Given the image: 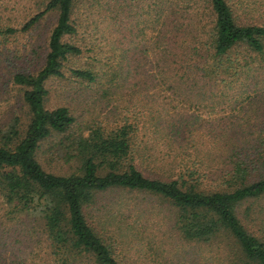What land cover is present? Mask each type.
<instances>
[{"label": "trees", "instance_id": "obj_1", "mask_svg": "<svg viewBox=\"0 0 264 264\" xmlns=\"http://www.w3.org/2000/svg\"><path fill=\"white\" fill-rule=\"evenodd\" d=\"M161 1H148L155 8L156 21L160 20ZM182 1L183 4L180 0L176 3L190 8L198 2L207 7L208 27L200 28L199 40L188 47L192 53L202 52L158 55L155 65L159 66L161 61L162 68L154 77L163 80L170 96L173 91L179 97L178 102L169 99L170 105L158 103L156 112L161 121H168V132H186L178 140L181 149L170 155L175 164L178 155L180 161L191 156L193 165L202 168L188 170L190 182L182 173L172 176L174 171L166 178L145 175L134 163L135 153L146 160L150 156L146 149L151 145L138 142V127L126 120L107 131L98 124L86 127L87 133L82 129L77 136L68 137L71 141L65 149L71 147L67 154L79 159V170H47L37 156L42 140L53 134L69 136L75 132L76 117L67 106H45L46 79L62 76L64 61L82 52V47L64 39L77 31L72 18L74 0H48L42 10L29 16L20 27L0 26V36L5 41L9 34L28 30L47 10L58 8L43 66L36 73L14 71L11 77L14 83L25 87L23 99L31 115L21 136L15 117L8 132L0 137V260H8L7 264H14L16 258L22 264H35V259L48 264H122L112 245L88 222L83 206L97 190L128 188L151 192L173 206V226L186 241L213 243L219 231L228 234L226 244L218 243L223 253L221 264H264V237L249 231L235 210L243 201L264 196V118L251 119L249 112L257 109L260 84L264 85V0ZM239 6L250 11L251 19L245 23L237 19L235 9ZM110 68L106 82L116 85L115 70L112 65ZM70 71L87 83H98L106 74L95 63L92 67L71 66ZM217 86L222 94L205 93L206 87ZM191 90L197 92L198 100H193ZM210 96L217 97V102L210 103ZM180 100L189 102L188 108H194L192 113L222 102L223 106L233 107L235 114L242 112L248 117L199 123V127L209 125L206 128L212 133L208 140L195 138L190 123L180 116ZM161 121L155 122V127H164ZM199 171L207 177L216 176L214 181L219 187L202 186ZM250 207L247 205V209ZM28 215H39L41 225L25 226L21 216ZM17 218L20 222L9 228V221L16 223Z\"/></svg>", "mask_w": 264, "mask_h": 264}, {"label": "rangeland", "instance_id": "obj_2", "mask_svg": "<svg viewBox=\"0 0 264 264\" xmlns=\"http://www.w3.org/2000/svg\"><path fill=\"white\" fill-rule=\"evenodd\" d=\"M47 1L0 0V26L20 27L29 16L42 10ZM148 1L151 0H74L72 18L77 31L65 35L64 39L82 47V52L70 55L64 61L62 76L51 75L46 79L48 93L45 106H67L76 117L75 132L69 136L65 133L53 134L42 140L37 156L47 170L56 173L79 170V159L68 156L71 147L65 149L71 141L68 137L77 136L82 129H85L83 133H87L89 130L86 127L98 124L107 131L126 120L138 127V142L151 145L150 149H146L150 155L146 160L135 153L134 163L145 175L166 178L174 171L172 176L182 173L191 181L188 170L198 167V164L193 165V157L185 156L180 161L178 155V164H175L170 155L181 149L177 146L178 140L186 132L171 134L167 131L168 121H161L156 112L158 103L170 105L169 99L178 102L179 97L173 91L170 96L163 80L154 77L162 68L161 61L159 66L155 64L158 55H200L201 50L192 53L188 47L199 40L200 28L208 27L210 17L203 3L194 2L187 8L177 4L176 0H162L163 6L158 15L160 20L156 21L155 8ZM180 2L183 4L182 0ZM235 13L241 23L251 19L250 11L242 9V6L236 7ZM57 18L58 8L54 7L47 10L28 30L9 34L5 41L0 36V137L8 132L15 117H18L20 136L25 131L31 115L23 99L25 87L14 83L11 77L14 71L36 73L43 66L49 50V36ZM202 19L204 23H201ZM94 63L106 71L98 83H87L71 74V66L92 67ZM111 65L116 73V85L106 82L110 77ZM263 89L264 85L260 84L257 109L249 111L251 119L264 118ZM211 91L223 93L218 86L205 88L208 95ZM190 93L193 100L199 99L197 92L191 90ZM217 99L208 97L210 103L217 102ZM221 103L208 105L207 110L197 108L192 113L194 108H188L189 102L180 100V116L190 123L195 138L208 140L212 133L207 130L209 125L199 127V123L248 117L242 112L235 114L233 107ZM159 121L165 126L155 127L154 123ZM140 149L142 152L144 148L141 146ZM166 151L169 152L161 158V153ZM198 173L201 174L199 180H202V186L219 187L214 181L216 176L211 178L208 173V177L202 175L203 171ZM196 176L197 173H194L193 177ZM247 205L251 207L247 209ZM83 210L88 222L103 240L112 245L115 257L122 264H221L223 253L218 243L222 246L223 242L226 244L229 241L228 234L223 231L217 233L213 243L186 241L173 226L175 208L160 196L144 190H97L92 200L84 204ZM235 210L249 231L264 237V196L258 200L243 201L236 205ZM21 217L25 218V226L37 227L42 223L39 215ZM17 221L20 222L19 218L15 220L16 223L9 221V228L16 226ZM32 254H28V257H32ZM7 262L3 258L0 260V264ZM14 264L22 263L16 258ZM35 264L48 263L35 259Z\"/></svg>", "mask_w": 264, "mask_h": 264}]
</instances>
